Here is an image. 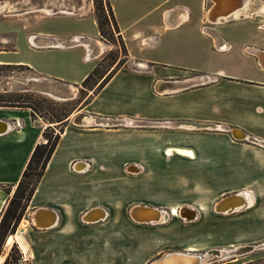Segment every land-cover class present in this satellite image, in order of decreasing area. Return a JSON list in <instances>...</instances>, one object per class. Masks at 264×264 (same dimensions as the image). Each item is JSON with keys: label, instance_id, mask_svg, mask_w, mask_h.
Returning <instances> with one entry per match:
<instances>
[{"label": "crops", "instance_id": "crops-1", "mask_svg": "<svg viewBox=\"0 0 264 264\" xmlns=\"http://www.w3.org/2000/svg\"><path fill=\"white\" fill-rule=\"evenodd\" d=\"M255 2L248 1L247 9ZM212 4L211 0H109L126 61L110 66L92 87H86L87 93L70 115L73 118L81 111L120 122L63 124L14 232H20L27 246L24 252L17 245L24 264H109L111 258L105 256L127 246L133 256L125 261L114 257L115 264H140L161 253L151 248L161 242L152 235L150 228L155 225L138 222L130 214L138 204L149 205L135 197L140 185L119 182L120 143L134 149L135 137L143 142L149 137L150 126H129L122 123L126 119L221 127L211 129L202 145L191 139L172 147L191 149L192 159L205 150L201 172L229 175L230 193L251 190L254 202L246 209L252 214V232L244 236L264 239V67L250 51H264V15L211 22ZM88 6V0H66V7H61L65 10L54 12L39 6L47 14H66V28L25 35L21 49H0V62L21 63L41 78L81 86L112 48L97 39L98 27L94 16L86 14ZM30 36L35 37V45L27 43ZM31 115L27 107L0 105V214L50 124L40 129ZM163 128V135H168L170 128ZM80 162L86 167L79 169ZM73 163L79 170L71 168ZM99 208L106 212L103 217L83 220V215ZM39 209L53 211L55 222L38 227L33 215ZM236 245L242 244L233 241L229 246ZM92 254L99 258L86 261Z\"/></svg>", "mask_w": 264, "mask_h": 264}, {"label": "rangeland", "instance_id": "rangeland-1", "mask_svg": "<svg viewBox=\"0 0 264 264\" xmlns=\"http://www.w3.org/2000/svg\"><path fill=\"white\" fill-rule=\"evenodd\" d=\"M1 1L3 3L0 8V49H21L25 45V40L23 39L25 35L29 36L39 30L66 28V14H47L44 11H39V6L50 7L53 12L57 11L61 7H66V0ZM88 1H90L91 7H87L86 14L88 13L94 17L97 16L102 26V34L99 32L97 39L103 40L106 44L112 46L104 54L103 60L98 63L99 66L96 73L87 83L88 86H91L110 66L114 68L120 65L126 61V57L118 41L119 37L116 30L111 24L108 7L109 0ZM262 2L264 0H256L252 8L258 10ZM241 13L237 12L233 16L239 17ZM27 43L32 45L30 39H27ZM0 76L21 80L41 78L28 66L11 62H0ZM58 84H63L69 89L70 93L72 92L71 95H67L66 93H64L66 95H62L70 96L68 99L50 95L41 91L42 87L29 82L24 84L16 83L13 89L6 92L0 89V103L27 107L31 113L33 110L34 113L31 115V121L33 124L38 125L40 129L43 124L49 121L48 119L51 120L53 117H60L62 115L69 116L64 124L71 125L72 117L70 114L81 103L82 98H84L87 92L83 86L72 87L64 83ZM131 121V124L129 122L124 123H127L129 126H150L146 128L148 129L147 133L149 137H146L145 142H143L142 137H135L134 149H126V143H120L119 182L128 185H140V191L135 194V197L141 202L149 204L148 206H154L156 209L159 208L166 215V220L162 223H145L155 225L150 228L152 235L154 234L158 241H161L156 242L155 246L152 245L151 248L153 250L160 249L163 253L171 250L183 251L188 246H192L196 252L201 255L205 254L206 259L202 264H264V247L250 249V247L263 242L264 239L244 236L252 232L250 224L252 214L250 209L244 207L234 215L222 213L216 209V204L223 197L227 196L228 193V195L243 193L247 190L230 193L232 189L229 187L233 184V179L229 175H222V173L217 172H201V167L205 165L207 155L203 149H200L197 152L196 158L191 160L181 158L174 153L172 155L165 154V148L178 145V142L182 140L190 143L191 139H193L202 145L206 140V135L212 133L211 129L216 127L212 128V125H207L208 128L196 127L198 128L196 129L194 128L195 126L182 125L185 123L180 122H188L182 120H167L170 123L167 122L165 124L163 123L165 122L164 120L161 121L162 123H157L159 121L143 123L137 120L133 123V120ZM159 126L170 128L168 135H163L165 128ZM219 128L221 127H217L216 129ZM194 129L197 131H192ZM57 131L58 128L53 126L51 130L47 131V134L53 138ZM196 132H199L198 135ZM136 164L141 167L140 172H129L128 167L137 166ZM133 171H139V168ZM37 172L38 166H35V169L31 170L25 182L27 184L33 183L37 178ZM172 207L179 209L184 207L186 211L190 209L193 211L191 217L195 218L192 221H185L183 217L172 216L170 215ZM254 217L256 218L257 215ZM259 218L261 220L263 216L260 215ZM257 228L260 227L256 226L255 229ZM233 241L242 245L229 246ZM239 246L244 247L237 249L229 257L211 259L212 254L206 256L213 249H235ZM121 249L123 251L120 250L117 254L113 253L105 256L106 258H111V260H108L109 264H115L112 261L114 257L125 258L123 260L125 261L130 256H133L130 254L129 246L122 247ZM10 250L11 245L7 247L3 244L0 256L6 257ZM139 253L141 252H137L136 254L139 255ZM158 254L149 256L146 262L143 261L140 264H150L153 259L159 256ZM15 255L16 251H13L12 256ZM74 256L69 255L72 258ZM91 257L94 260L99 258V255H88L86 261H89ZM2 263L3 261H0V264ZM13 263V257H11L8 264Z\"/></svg>", "mask_w": 264, "mask_h": 264}, {"label": "bare ground", "instance_id": "bare-ground-1", "mask_svg": "<svg viewBox=\"0 0 264 264\" xmlns=\"http://www.w3.org/2000/svg\"><path fill=\"white\" fill-rule=\"evenodd\" d=\"M248 1H254V0H215V3L212 4V6L209 8L208 14H210V17L213 18L215 21H221V20H224L228 17L233 16L237 12H244L248 7ZM0 8H1V3H0ZM60 10H65V8H60ZM258 10H264V2H262V5L258 8ZM260 59L264 63V53L260 54ZM48 94L53 95L51 93H48ZM53 96H55V95H53ZM84 114H86V113L79 111L73 115V117L77 116L79 118H80V116H82L81 117L82 121L81 122L79 121L77 124L89 125L92 122H98L99 124H101V126H108L110 124L114 125L113 120L98 119V118H94V117L90 116L89 114H86V115H84ZM124 122H129L131 124L132 121L130 119L122 120V123H124ZM134 122H136V121H133V123ZM139 122L145 123L144 121H139ZM167 122L168 121H165L163 123L165 124ZM147 123H150V122H147ZM157 123H162V122H157ZM168 123H170V122H168ZM180 123H185L182 125H191L192 127L195 126L194 128H196V127L208 128L207 125L210 126V124H207V123H194V122H180ZM167 126H169V125H167ZM167 126H159V127H167ZM155 127H157V126H155ZM212 128H214V125H212ZM196 129H198V128H196ZM235 134L243 136V133L241 131H235ZM173 153L177 154L179 157L187 159V160H190V159L195 157L194 153L189 148H182V147H177V146L176 147L169 146V147L165 148V154L166 155H172ZM137 166L134 165V166L128 167V171L131 173L132 172L133 173L140 172L141 167L139 165H137ZM78 167H79V169L84 168V167H86V164L83 162H80ZM138 168H139V171H133L134 169H138ZM253 202H254L253 193H252V191L247 190L243 193H233V194H230V195L223 197L222 200H220L216 204V209H217V211L222 212V213L238 212L241 209H243L244 207L251 206L253 204ZM138 205L133 212V216H134L136 221L143 222V223L158 224V223H162L166 220V215L164 214V212L160 211L159 208L156 209L155 207L152 208L151 206L140 207ZM170 210H171L170 215L178 216L180 218L183 217L185 219V221H192L195 218V217H191L193 214V211H191L190 209H188L190 212L186 211V209L184 207H181L180 209L177 207H172ZM105 213L106 212H104L100 208L99 209H93V210H91V212L88 216V219L89 220L100 219L101 217L104 216ZM56 218L57 217L53 211L48 210V209L47 210L42 209L38 218L37 219L34 218V223L38 227L50 226L55 222ZM186 219H188V220H186ZM12 243H17L18 246L20 247V249L23 250L24 252H26L27 246H26L24 239L20 233H13V234H10L6 237L5 246L9 247L10 245H12ZM222 251H225L228 254V256H231L232 253L235 252L236 250L235 249L230 250L228 248L213 249L212 251H209L207 255L212 254L213 255L212 258H221ZM163 253H165L164 259L161 262H157L156 261L157 258L159 256H161ZM163 253L161 252V254H159L158 257L153 259L150 264H202L206 259L205 254L201 255L200 253L196 252L195 248H193L192 246H188L186 248V250H183V251L182 250L181 251L171 250V251H165ZM182 253H184V254H182ZM200 257H201V261L199 262L198 258H200Z\"/></svg>", "mask_w": 264, "mask_h": 264}, {"label": "trees", "instance_id": "trees-1", "mask_svg": "<svg viewBox=\"0 0 264 264\" xmlns=\"http://www.w3.org/2000/svg\"><path fill=\"white\" fill-rule=\"evenodd\" d=\"M108 7H109V12H110L111 24L113 28L116 30V33H118V29L114 22L113 14H112L109 3H108ZM94 18L96 20L98 31L100 32V34H102L101 33L102 32L101 22L97 16H95ZM118 41L122 47V51L125 56L126 48L124 46V43L121 37L118 38ZM103 58L101 60H103ZM98 63L92 69V71L83 79V81L81 82V86L86 88V87H92L94 85L92 84L91 86H88L87 83L90 81L92 76L96 73L97 67L99 66ZM0 105H8V104L0 103ZM33 113L34 111L32 110V114ZM67 117L68 116L66 115H62L60 117H53V119L51 120L48 119L49 120L48 122H50V124L47 125L42 131V137L45 138V141H42L35 145L12 196L9 198V200L7 201L5 207L3 208L0 214V254H1L2 246L5 242L6 237L15 232L20 219L24 215L26 206L28 205V202L32 196L35 185L37 181L39 180V178L41 177L43 170L46 167V164L54 151V148L60 136V132H62L63 124ZM53 126H55V128L57 127L58 131L55 132L52 138L47 134V131L51 130ZM35 166H38V172L36 173L37 178L33 183L27 184L25 182V179L31 173V170L35 169ZM13 251H16L15 256H12ZM11 257H13V261H14L13 264H24L22 260L21 251L19 250L16 243H13L11 245V250L5 257V259L3 260L2 264H8L9 259Z\"/></svg>", "mask_w": 264, "mask_h": 264}, {"label": "water", "instance_id": "water-1", "mask_svg": "<svg viewBox=\"0 0 264 264\" xmlns=\"http://www.w3.org/2000/svg\"><path fill=\"white\" fill-rule=\"evenodd\" d=\"M211 1H213V4L215 3V0H211ZM255 13H264V10H255V9L250 8V9H246L239 16H244V15L250 16V15H254ZM208 20L211 21V22H216L213 18L210 17V14H208ZM221 21H224V20H221ZM221 21H219V22H221ZM250 51L252 53H254L258 57V61H259L260 65H262L264 67V63L260 59V54L264 53V51L257 50V49H254V48H250ZM29 82H32L35 85H38V86L42 87L41 91H44L46 93H51V94L55 95L58 98L67 99L70 96H62V95H66V94L67 95L68 94L71 95L69 89L67 87H65L63 84H58V82H56L55 80L47 79V78H41V79L40 78H32L31 79L30 78V79L21 80V79H17V78H13V77L0 76V89L3 90L4 92H6V91H9V90L13 89V87H14V85L16 83L24 84V83H29ZM64 93H66V94H64ZM84 115H86V114H84ZM81 117L82 116H80V118L77 117V116L73 117L72 120H71L72 123L77 124L79 121L81 122L82 121ZM119 122H120L119 120H115L114 121V123H119ZM136 207L137 206L132 207L131 210H130V214H131V216L133 218H134L133 212H134ZM140 207H146V206H140ZM152 208H154V207H152ZM41 210L42 209H39V210H37L35 212V214L33 215V220H34V218L35 219L38 218V216L40 215ZM90 212H87L85 215H83L82 218L85 221H91V220L88 219V216H89ZM260 247H264V241L259 243V244H257V245H254V246L250 247V249H255V248H260ZM182 254H184V253H182ZM164 256H165V253H163L161 256H159L156 261L157 262H161L164 259ZM227 256H228V254L225 251H222V256L221 257L224 258V257H227ZM211 259H216V258H211ZM198 261L199 262L201 261V257L198 258Z\"/></svg>", "mask_w": 264, "mask_h": 264}, {"label": "built area", "instance_id": "built-area-1", "mask_svg": "<svg viewBox=\"0 0 264 264\" xmlns=\"http://www.w3.org/2000/svg\"><path fill=\"white\" fill-rule=\"evenodd\" d=\"M30 39H31L30 41H31V43H32L33 39H35V38H34V36H32V37L30 36ZM32 45H35V43H32ZM221 48H222V47H221ZM71 168H72L73 170L78 169L77 164L73 163L72 166H71ZM78 170H79V169H78ZM83 220H84V219H83Z\"/></svg>", "mask_w": 264, "mask_h": 264}, {"label": "flooded vegetation", "instance_id": "flooded-vegetation-1", "mask_svg": "<svg viewBox=\"0 0 264 264\" xmlns=\"http://www.w3.org/2000/svg\"><path fill=\"white\" fill-rule=\"evenodd\" d=\"M241 247H244V246H239L238 248H235V250H237V249H239V248H241ZM230 250H234V249H230ZM232 256V255H231ZM227 257H229V256H227Z\"/></svg>", "mask_w": 264, "mask_h": 264}]
</instances>
